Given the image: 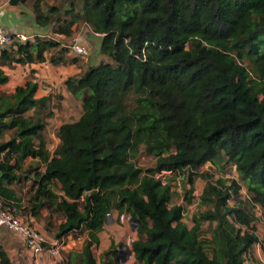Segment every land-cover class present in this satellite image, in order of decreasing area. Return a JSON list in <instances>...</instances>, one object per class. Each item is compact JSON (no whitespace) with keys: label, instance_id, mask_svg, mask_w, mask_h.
I'll return each instance as SVG.
<instances>
[{"label":"trees","instance_id":"obj_1","mask_svg":"<svg viewBox=\"0 0 264 264\" xmlns=\"http://www.w3.org/2000/svg\"><path fill=\"white\" fill-rule=\"evenodd\" d=\"M42 2L32 5L36 23L45 27L57 8L42 12ZM64 13L69 21L53 32L68 36L82 19L101 35L99 52L112 62L65 80L81 98L82 114L59 126L51 153L38 115L48 96H37L31 79L3 92L8 75L2 67L43 62L58 42L35 37L0 49V139L11 131L0 140V198L20 207L11 184L32 172L31 214L45 206L61 212L57 239L87 233L66 264H111L97 261L93 249L114 208L137 223L130 249L142 264H243L259 242L254 207L264 222V0H73ZM142 146L154 166L136 165ZM28 158L42 169L23 170ZM93 158L97 177L86 192ZM207 162L218 171L233 164L248 197L231 206L242 183L207 181L199 200L208 208L188 226L183 205L169 206L170 185L156 175H184ZM191 194L189 188L187 203ZM203 221L215 222L208 240L200 237ZM0 264H11L1 245Z\"/></svg>","mask_w":264,"mask_h":264},{"label":"rangeland","instance_id":"obj_2","mask_svg":"<svg viewBox=\"0 0 264 264\" xmlns=\"http://www.w3.org/2000/svg\"><path fill=\"white\" fill-rule=\"evenodd\" d=\"M23 5H27L28 7L33 9V0H20ZM71 2L73 0H43L41 4V10L42 12L48 11V6H55L57 8L56 13L51 14V22L48 25V35H52L54 33L53 31L60 25L63 24L65 21H69V16L66 15L65 9L70 6ZM76 2V1H75ZM78 1L75 3V10L78 9ZM35 15V14H34ZM84 23L83 20L80 19L79 21L75 22L72 26V32L70 35H68V42L69 39L72 37H78L80 41L85 43L89 48V55L86 57H77L67 51L66 44L60 45L57 43V46L49 49L47 51V59L49 63H52L53 65H57L59 63H80L83 62V64H87V62L91 59H93V62H96V64L100 62H110L111 59L104 54H101L95 46L97 45L95 42L97 40H90L91 44L86 41V39H83L81 35L82 34V27ZM95 45V46H94ZM1 49V48H0ZM50 58H54V62H51ZM112 62V61H111ZM242 63L247 66L249 69L251 68L247 60H242ZM11 67V66H10ZM87 68V67H86ZM31 79L30 77L25 78L24 80ZM23 80V81H24ZM31 80H35L34 78ZM36 81V80H35ZM44 88V86H41ZM50 87V95L48 96L47 102V108L46 110L40 109L38 111V115L42 117L44 122L46 123V127L42 131V136L45 140V145L50 148V152L53 153L55 148L58 146L56 145V139L57 137V130L59 126L63 123H70L73 121H76L79 119V117L82 114V106L79 108L77 103H69L67 99L63 97L60 90L58 89L59 86H46ZM62 87V86H61ZM15 86L14 85H7L4 88H2V91L5 93H11L13 92ZM76 98V97H75ZM77 99V98H76ZM130 101H132V96L129 98ZM73 102V101H71ZM11 136V131H5L4 138L0 140H7ZM2 155H0V159H2ZM136 165L138 167H141L143 169L152 167L155 164V158L146 153L144 151V147L142 146L140 148V153L135 157L134 159ZM32 165L33 167H40L42 169V165L36 161L28 159L25 161L24 169H27L29 165ZM192 172V182H188V176L189 173ZM25 175H29L28 184H25L26 180L24 179ZM163 181L168 182L170 185V205L173 204H180L183 205L184 212L182 220L188 225H192V217L196 214H198L201 211H204L208 208L207 205L200 204V194L202 193L204 186L206 185L207 181H215L216 179L222 177L227 178L229 180L235 179L238 182H241L240 176L237 174L235 170V166L233 164H228L225 166L223 171H218L215 169L214 166H212L209 162L203 164L202 166L198 167L194 171L191 170H185L184 175L178 174V173H163L162 174ZM21 176V182L13 183L11 184L12 188L17 192V194L23 199V205L25 206L22 208L23 215L29 214L31 212V206L33 202L30 200L34 184L32 185L33 180V173H20ZM242 183V182H241ZM189 188H192V194L190 202L187 203L185 200L187 190ZM55 189V188H54ZM58 190V189H57ZM56 191V189H55ZM25 192V193H24ZM248 197V193L246 190V186L242 183V187L239 191V194L237 196H234L229 199V205H236L239 200L245 201ZM22 205V204H21ZM245 206V204H244ZM46 207V206H45ZM53 208V206H49L48 209ZM254 211L256 212L257 220H256V232L259 237L263 236L264 232V222L261 218V210L257 207H254ZM56 217H59V214H55ZM109 226L108 229H104L107 231V233L103 232V236L106 237L105 239H108L109 241L113 242L112 247L110 246L108 248L109 254L104 255V251L101 249V247H94L93 252L94 256L97 261H100L102 258L110 262L111 264H115L114 262V256L117 257V264H142L135 259L129 258V250L131 248V241L132 238H137V233L135 230H133L134 224H131L129 221L120 220L119 216L113 217V222L108 223ZM215 226V222L212 223V225L208 224L206 221H203L201 223L200 227V234L202 239H210V233L211 229ZM109 229H113L111 232ZM110 235H107V234ZM87 233L85 230L76 231L73 233H69L64 241L66 244L64 245L63 250H59V255L62 253L61 251H64L66 249H71V251H77V245L74 241L75 239L86 236ZM69 238V239H67ZM116 241H115V240ZM83 243V242H82ZM207 252L210 253L209 246H206ZM66 254V253H65ZM59 257V256H58ZM116 260V259H115Z\"/></svg>","mask_w":264,"mask_h":264},{"label":"crops","instance_id":"obj_3","mask_svg":"<svg viewBox=\"0 0 264 264\" xmlns=\"http://www.w3.org/2000/svg\"><path fill=\"white\" fill-rule=\"evenodd\" d=\"M0 23L7 30L12 32L23 33L29 36V40L33 41L35 37L40 38H51L58 42L60 45H64L68 42V37L62 34L52 33V35H48V25L47 26H39L35 21V15L33 9L28 7L27 5H23L21 1L16 4H11L10 0H0ZM84 25L82 27V38L86 39L87 42L90 40H97L95 42L97 45L95 48L99 51V46L101 43V35L94 33L90 26L83 22ZM47 52L45 53V57L47 59ZM105 57V55H102ZM48 60V59H47ZM48 62V61H46ZM46 62L40 63H29L24 65L12 64L11 67L4 65L2 68L5 73L8 75V81L1 88H4L7 85H19L25 78L30 77L31 79H35L39 85L37 89V96H49L50 95V87L46 86H59V90L63 97L68 100L69 103H77L79 108L82 106L81 98H75L70 91L67 89L65 85V80L68 77H79L84 74L90 67L97 65L96 62H93V59L89 60L87 64L80 63H59L53 65L52 63L47 64ZM111 62V61H110ZM87 67V68H86ZM34 80V81H35ZM41 86H44L42 88ZM62 86V87H61ZM48 99V98H47ZM73 101V102H71ZM33 110H30L27 114H32ZM56 145L59 144V139H56ZM50 151V148L46 146ZM31 159V158H28ZM26 159V160H28ZM32 160V159H31ZM28 184V180L25 182ZM32 180V185H33ZM12 187V186H11ZM56 188V192L61 194L62 192ZM16 192V191H15ZM25 193V192H24ZM18 203L21 207H25L23 205V199L17 194ZM22 204V205H21ZM258 208V207H257ZM56 213L59 214V217H56ZM127 215L126 213H122ZM119 216L118 211L114 208L111 211V214L108 216L106 223L103 226V229L98 232L99 236V245L97 247H101L103 251L108 250L111 245V241L105 239L102 234L103 232L107 233L106 230L109 226L108 223L113 222L114 216ZM31 220L36 228L46 236L49 242L56 240L55 234L58 230L59 225L64 221V216L61 212L55 211L52 208L48 209V207H41L36 215H32L30 212ZM111 232L113 229H109ZM81 231V230H78ZM76 232V231H73ZM70 232V233H73ZM257 234V232H256ZM68 235V234H67ZM61 238L65 239L66 236ZM107 235H110L109 233ZM87 236V235H86ZM86 236L81 237V239L77 238L74 241L77 245V251H79L82 247V242L85 240ZM258 236V234H257ZM69 237V236H67ZM259 242L253 244V246L248 250L247 253L243 255V264H264V237H259ZM69 239V238H67ZM135 239V238H134ZM115 240V239H114ZM133 240V238H132ZM116 241V240H115ZM0 245L3 250L6 252L7 257L11 264H66V256L69 252H72L71 249H66L61 251L59 257H50L47 253H44L42 256H33L32 252L25 248L20 237L7 229H2L0 232ZM75 251V250H74ZM66 253V254H65ZM130 259H134L133 253L129 254Z\"/></svg>","mask_w":264,"mask_h":264},{"label":"built area","instance_id":"obj_4","mask_svg":"<svg viewBox=\"0 0 264 264\" xmlns=\"http://www.w3.org/2000/svg\"><path fill=\"white\" fill-rule=\"evenodd\" d=\"M27 40H29V36L26 34L9 31L0 23V48H6L15 42L22 43ZM66 48L69 53L77 57H86L89 55L88 46L80 41L78 37L70 38L66 44ZM46 61L48 60L45 59L43 62ZM46 63L49 64V62ZM162 174H157L156 176L162 178ZM22 208L21 206L17 207L13 201L0 198V232L2 229H7L17 234L25 248L29 249L33 256L38 257L47 253L50 257L57 258L59 250H63L66 244L64 239L59 238L49 242L46 236L33 224L30 213L23 215ZM119 218L120 220L126 219L129 221V216L124 214H121Z\"/></svg>","mask_w":264,"mask_h":264},{"label":"water","instance_id":"obj_5","mask_svg":"<svg viewBox=\"0 0 264 264\" xmlns=\"http://www.w3.org/2000/svg\"><path fill=\"white\" fill-rule=\"evenodd\" d=\"M91 164V173L89 174L87 178V183L85 185V191L89 192L91 190V182L96 179L97 174L95 172V166H94V158L92 159ZM130 222H132L135 226H133V230H136L137 223L132 220V218H129ZM131 249L129 250V254H131Z\"/></svg>","mask_w":264,"mask_h":264},{"label":"clouds","instance_id":"obj_6","mask_svg":"<svg viewBox=\"0 0 264 264\" xmlns=\"http://www.w3.org/2000/svg\"><path fill=\"white\" fill-rule=\"evenodd\" d=\"M109 216V215H108ZM128 216V215H127ZM130 218V217H129ZM129 222H130V219H129ZM131 224H133L132 222H130Z\"/></svg>","mask_w":264,"mask_h":264}]
</instances>
